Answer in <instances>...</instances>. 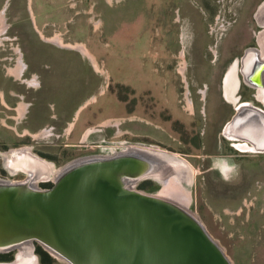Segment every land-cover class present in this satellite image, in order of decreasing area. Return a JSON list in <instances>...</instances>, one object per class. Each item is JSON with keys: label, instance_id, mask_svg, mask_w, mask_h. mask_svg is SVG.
<instances>
[{"label": "rangeland", "instance_id": "1", "mask_svg": "<svg viewBox=\"0 0 264 264\" xmlns=\"http://www.w3.org/2000/svg\"><path fill=\"white\" fill-rule=\"evenodd\" d=\"M262 1L0 0V174L22 146L69 144L75 158L91 143L154 144L191 163V208L234 263L264 264V153L221 171L213 158L234 106L219 79L264 30ZM238 74L236 102L264 109Z\"/></svg>", "mask_w": 264, "mask_h": 264}, {"label": "water", "instance_id": "2", "mask_svg": "<svg viewBox=\"0 0 264 264\" xmlns=\"http://www.w3.org/2000/svg\"><path fill=\"white\" fill-rule=\"evenodd\" d=\"M240 75L264 93L260 48L244 53ZM243 108L254 115L246 127L264 129V110ZM1 168L22 176H0V253L17 251L7 264H35L34 241L64 264H235L191 208L195 170L177 152L110 145L56 165L22 146Z\"/></svg>", "mask_w": 264, "mask_h": 264}, {"label": "flooded vegetation", "instance_id": "3", "mask_svg": "<svg viewBox=\"0 0 264 264\" xmlns=\"http://www.w3.org/2000/svg\"><path fill=\"white\" fill-rule=\"evenodd\" d=\"M255 22L257 24L256 28H259V27L263 28V26L258 21H255ZM261 32L262 31L260 30L253 31V43H249L245 47H243L240 53L234 56L233 60H231L232 66L230 67L224 79V94H225V97L230 102H233L235 98L233 97V94H234L233 92L234 90L236 91L237 86L239 85V82H237L238 78L236 77V72L240 74V68L242 66V59H243L244 53L251 48L259 49L260 46H259L257 37H258V34ZM240 80L242 84H244L246 87L251 88L256 93L254 88L246 85L242 79ZM237 101L238 102H236L233 106V111L231 112L229 118L224 122L222 128L219 130V133H218L219 136H218V141H217V148L214 150L216 152L213 154V158L216 161L215 164L218 170L220 169L222 170L223 166H228L229 164L235 165V161L237 160L239 162L241 158L245 159L250 156L259 154L260 152L264 153V129L258 128V127L248 128L245 125V123L248 124L249 119L251 120L250 118L251 115H252V120H253L254 115L252 111L250 112L249 110L243 107L246 106V104L250 105L253 108L257 105H254L252 102L248 100L246 101V100L238 99ZM260 104H263V103L261 102ZM192 110H193V107H192ZM88 131L89 130H87V132L85 133L87 134ZM86 134L84 135V137L86 136ZM125 143L127 142L125 141H113V142L103 141V143H91V146L95 147L94 153H96L99 151L101 147H104L107 145L108 146L110 145L120 146V145H125ZM136 144H139V143H136ZM140 145H144V144H140ZM68 146L69 144H66V145L63 144L60 150H56L54 154H46V153L44 154L36 150L35 152L39 154L40 156L58 165L59 163H62V162L64 163L68 161L69 159H72V157L67 158L64 155L65 154L64 152L66 151L65 149ZM32 150L34 151L33 148ZM57 159L58 160L62 159V160L58 162ZM0 176L4 178H10V179L22 178V176L19 174L13 175L10 177L7 173H4V171L2 174H0ZM40 185L41 187H48L47 183H41ZM16 252H17L16 249H13L8 252L0 253V264H7L10 261H12L15 258ZM33 254L36 256L35 264H64L60 262L58 259H56L54 256H52L51 254H49L45 249L42 248V246H40L35 241L33 242Z\"/></svg>", "mask_w": 264, "mask_h": 264}, {"label": "bare ground", "instance_id": "4", "mask_svg": "<svg viewBox=\"0 0 264 264\" xmlns=\"http://www.w3.org/2000/svg\"><path fill=\"white\" fill-rule=\"evenodd\" d=\"M257 21L263 26L264 28V1L263 3L258 7L257 9V12H256V15H255ZM258 42H259V48H260V51L261 53H264V44H263V40H264V30L258 34ZM82 47V46H81ZM83 48V47H82ZM254 50L253 48L247 50V52L249 51H252ZM245 83V82H244ZM235 93V90L234 92ZM257 95L259 96V98H261V100L264 102V93L259 90ZM235 98L233 100V102H235ZM108 146V145H107ZM173 198L176 199L177 201L181 202V203H184L185 202V199L184 197L181 196V193L179 191H173V194H172Z\"/></svg>", "mask_w": 264, "mask_h": 264}, {"label": "crops", "instance_id": "5", "mask_svg": "<svg viewBox=\"0 0 264 264\" xmlns=\"http://www.w3.org/2000/svg\"><path fill=\"white\" fill-rule=\"evenodd\" d=\"M224 77V76H223ZM226 77V76H225ZM225 77L223 78V80H221V82H220V79H219V83H220V93L222 94V96H223V101L224 102H230V101H228V99L225 97V94H224V79H225ZM201 92H202V90H200ZM232 103H236V101L235 102H232ZM229 116H230V113L229 114H227V115H225L222 119H221V123H220V128H222V126H223V124H224V122L229 118ZM140 121H141V123H150V121L148 120V119H144V118H141V119H139ZM131 131V130H130ZM138 134H140V133H138ZM140 135H146V134H140ZM160 143V142H159ZM149 145H154V144H149ZM180 154V153H179ZM181 155H183V154H181ZM184 157H185V155H183Z\"/></svg>", "mask_w": 264, "mask_h": 264}, {"label": "trees", "instance_id": "6", "mask_svg": "<svg viewBox=\"0 0 264 264\" xmlns=\"http://www.w3.org/2000/svg\"><path fill=\"white\" fill-rule=\"evenodd\" d=\"M147 182L150 183L149 181L143 182V183L140 185V187L146 189V187H145V183H147ZM47 185L50 186V183H47Z\"/></svg>", "mask_w": 264, "mask_h": 264}]
</instances>
